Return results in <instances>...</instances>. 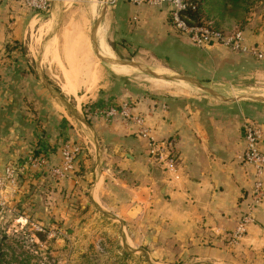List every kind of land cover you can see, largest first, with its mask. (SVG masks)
<instances>
[{
    "label": "crops",
    "instance_id": "0c3cea01",
    "mask_svg": "<svg viewBox=\"0 0 264 264\" xmlns=\"http://www.w3.org/2000/svg\"><path fill=\"white\" fill-rule=\"evenodd\" d=\"M257 1L262 4L261 0ZM114 9L118 14L125 11L130 18L137 17L136 31L132 30L135 25L130 18L127 25L124 23L126 30L129 29L127 38L130 43L150 41L158 48L164 47L166 53L155 55L159 61L162 60L159 54L175 60L178 57L182 60L183 56L188 58L181 43L190 44L177 30H173L163 9L148 5L136 7L127 1H120ZM33 12L17 2L0 4V53L3 56L0 66V163L19 167L16 185L6 196L13 198L17 208L34 203L36 197L46 200L45 196H51V192L62 196L72 191L71 196H76V193H84L80 186L90 176L94 184L88 196L103 208L111 210L129 232L137 233L142 222L149 219L155 222L157 232L166 238L165 243L178 244L191 256L189 261L201 258L227 260V236L231 237L239 218L251 203L252 174L242 160V124L246 118L255 119L260 124L263 130L260 147L264 151V101L243 96L238 100L211 102L206 100V96L184 86L146 94V88H139L141 86L132 83L130 78L113 72L114 76L101 87V93L89 109L130 101L133 111L144 116L155 139L173 142L177 153L174 173L179 178L174 179L168 172L159 170L162 165L149 157L147 140L137 133L135 125L127 126L119 118L110 121L97 118L91 126L96 132L95 167L87 173L84 170L83 174L69 175L72 183L77 184L73 188V184L65 178L50 177L48 169L60 163L63 142L75 136L68 129L65 114L58 113L33 82L30 69L35 71V78L38 76L41 80L39 64L35 68L30 67V61L16 46V41L24 40L25 20ZM254 12L257 11L249 8L248 17L244 18L246 12L237 15L244 20L241 29L250 44L264 42V20L249 15H257ZM226 16L228 19L229 15ZM208 21L212 22L210 18ZM36 23L32 19L29 27L35 28ZM99 29L96 30L98 34ZM54 40L53 36L43 45L42 61L46 60V45L52 42L55 48ZM98 46L105 56L115 57L114 50L102 36ZM213 49L221 50V61L226 68L232 65L233 58L240 62L252 57L242 53L232 56L221 46L204 50ZM259 61L262 67H258L260 69H256L255 73L264 75V60ZM112 67L114 71H117L116 68L123 71L119 73H127L134 68ZM173 68L167 63L156 71H176ZM42 83L45 86V82ZM28 91L33 94H26ZM36 95L40 101L39 107H35L37 112L30 102ZM31 153L44 156L48 165L28 166L26 160ZM17 216L12 226L28 222L26 215L18 213ZM135 222L141 223L139 229ZM125 241L133 242L128 234ZM263 242L264 202L254 208L252 221L246 225L243 236L236 243L238 248L244 249L250 243L262 245Z\"/></svg>",
    "mask_w": 264,
    "mask_h": 264
},
{
    "label": "rangeland",
    "instance_id": "374dc122",
    "mask_svg": "<svg viewBox=\"0 0 264 264\" xmlns=\"http://www.w3.org/2000/svg\"><path fill=\"white\" fill-rule=\"evenodd\" d=\"M120 1L126 2V0H116L114 3H110L109 0H53L49 11L33 12L26 18L25 38L16 41V46L19 47L17 49L26 55L30 67L35 68V65L39 64L41 80L38 76L35 78V71L30 69L33 82L43 91L44 97L49 98L57 112L65 114V120L69 123L68 129L75 136L66 141L76 142L81 146L76 156L74 170L69 173L73 177L83 174L84 170L87 173L95 167L93 153L94 148H97L94 141L96 132L91 126L97 117L94 118L90 114L89 106L97 100L101 87L114 76L113 72L126 79L130 78L133 80L132 83L141 86L139 88H146V94L149 91L163 92L184 86L198 95L206 96V100L211 102L238 100L243 96L264 97V75L255 73L256 69H260L258 67H262L261 61L252 57L240 62L233 58L232 65L226 68L225 63L221 61V50H204L183 42L181 44L185 48V56L191 61L184 56L182 60L180 57L175 60L160 56L161 54L159 58L162 60L159 61L155 55L166 53L164 47L158 48L150 41L137 40L138 43L135 41L130 43L127 38L129 29L126 30L124 26L130 17L125 11L118 14L114 9ZM261 1L262 4L256 0H247L243 3L257 11L254 12L257 15H249L260 18V21L264 20V0ZM248 10L244 18L248 17ZM231 12L226 22L224 19L220 25L217 22L221 18L216 15L203 16L202 19L206 21L210 18L226 31L241 29L244 25L241 22L244 20L237 17L240 12L236 10L235 13ZM206 14L205 12L204 15ZM32 19L37 22L33 29L29 27ZM130 19L135 25L132 30L136 31L137 17L132 16ZM170 26L173 28L171 24ZM95 27H100L99 34L96 30L94 34ZM53 36L55 48L52 42L46 45L44 58L46 60L42 61V47ZM100 36L114 50L116 59L132 60L155 71L168 63L176 71H165L163 74L193 78L226 100H221L189 82L158 79L137 68H130L127 73L114 71L108 62L98 57L93 46L99 49ZM230 53L232 56L240 54L232 51ZM42 81L47 82L53 91L49 92ZM67 82L72 86L66 84ZM70 88L74 92H67ZM26 94L33 93L28 91ZM36 96L30 102L37 112L38 109L35 107H39L40 101L38 95ZM58 96L66 100L69 109L58 100ZM72 113L77 114L84 122H80ZM48 170V175L54 178L50 168ZM159 170L163 172L161 167ZM68 176L65 179L75 188L77 184L72 183V177ZM93 184V177L89 176L80 186V190H84L82 194L79 192L76 196H71L72 191H69L59 196L51 192V196H45L49 199L48 203L47 199L36 197L34 203L29 202L20 208H17L16 202H12L13 198L7 197L6 213L4 218L0 219V259L5 264H264V242L262 245L250 243L245 245L244 249H240L236 241L243 234L234 242L227 236L229 243L227 260L201 258L189 261L191 256H188L178 244L165 243L166 238L157 232L155 222H150L149 219L140 223V229L138 228L140 224L135 222L139 229L137 233L129 232L124 224L113 216L111 210L103 208L88 196ZM18 213L26 215L28 222L12 226V221L18 217ZM115 218L117 220H112ZM126 234L132 243L125 241Z\"/></svg>",
    "mask_w": 264,
    "mask_h": 264
},
{
    "label": "built area",
    "instance_id": "2783aa9c",
    "mask_svg": "<svg viewBox=\"0 0 264 264\" xmlns=\"http://www.w3.org/2000/svg\"><path fill=\"white\" fill-rule=\"evenodd\" d=\"M115 1L109 0L110 3ZM6 2H17L37 13L49 11L53 0H0V4ZM127 2L136 7L148 5L163 9L173 28L194 47L207 49L221 46L232 52L264 60V42L248 43L243 29L224 31L211 21L194 22L191 20L185 12L189 8H195V4L191 0H127ZM2 62L3 56L0 53V66ZM132 105L130 101H122L119 104L95 106L91 108L90 114L94 118H102L106 121L119 118L127 126L135 125L137 133L147 140L150 158L160 163L163 170L170 174V177L178 179L179 175L174 173L176 172L177 153L173 142L168 139H155L144 116L133 111ZM242 132L244 138L242 160L250 167L252 174L251 203L247 206V211L239 218L238 226L231 234V242L240 238L246 230V225L252 221V211L264 202V151L260 147L263 130L256 120L246 118L242 124ZM80 148L78 143L70 141L61 145L60 163L50 167L54 178L64 179L74 170L76 156ZM26 164L31 167L48 165L46 158L39 155L28 156ZM18 172L19 167L14 164L0 163V219H3L6 213V194L16 185Z\"/></svg>",
    "mask_w": 264,
    "mask_h": 264
},
{
    "label": "trees",
    "instance_id": "16d2710c",
    "mask_svg": "<svg viewBox=\"0 0 264 264\" xmlns=\"http://www.w3.org/2000/svg\"><path fill=\"white\" fill-rule=\"evenodd\" d=\"M191 1L195 4V8L193 9L189 8L185 12L194 22L203 21L202 19L203 16L207 17V15H216L221 18V20L217 22L218 24H220L222 20L224 19L226 20L227 18L226 15H228L229 12L232 11L231 13L233 12L235 13L236 10L237 12L245 13L249 8V6H245L243 4L247 0H191ZM205 12L207 13L206 15H204ZM213 23L215 26H217L215 22ZM91 108L93 107H90V109ZM228 237L230 238V235ZM0 264H5V262H3L0 259Z\"/></svg>",
    "mask_w": 264,
    "mask_h": 264
},
{
    "label": "water",
    "instance_id": "95a60500",
    "mask_svg": "<svg viewBox=\"0 0 264 264\" xmlns=\"http://www.w3.org/2000/svg\"><path fill=\"white\" fill-rule=\"evenodd\" d=\"M97 27H95L94 29V34H95V30H96ZM95 50H96V53L98 55V57L105 61V62H108L109 64L110 63H125V64H130V65H133L134 67H136L137 69L139 70H142L148 74H151L153 76H155L156 78H161V79H165V80H170V81H180V80H183V81H186V82H189L191 84H193L194 86H197L199 88H203L205 90H207L208 92L212 93L214 96H216L217 98L221 99V100H226L224 97H221V96H218L217 94H215L213 91H211L210 89H206L204 85H202L199 81L193 79V78H190L188 76H183V75H178V74H173V75H168V74H163V73H160V72H156L155 70H150L149 68H147L146 66H144L143 64H140L138 62H134V61H128V60H118L116 59L115 57L114 58H110L108 56H105L103 55L99 49H97V47L95 45H93ZM45 86L46 88L49 90V92H52L53 90L45 83ZM255 99L257 100H262L264 101V97L263 96H257L255 97ZM58 100L62 101L63 104L67 107V109H69V106L67 105V102L64 98H62L61 96H58ZM74 116H76V118L78 120H80V122H84V120L82 118H80L79 116H77V114L75 115L74 113H72Z\"/></svg>",
    "mask_w": 264,
    "mask_h": 264
},
{
    "label": "bare ground",
    "instance_id": "6f19581e",
    "mask_svg": "<svg viewBox=\"0 0 264 264\" xmlns=\"http://www.w3.org/2000/svg\"><path fill=\"white\" fill-rule=\"evenodd\" d=\"M96 30H97V28H96ZM99 47V46H98ZM107 48V47H106ZM100 49V48H99ZM102 50H100V52H101ZM103 55H105L104 53H103V51L101 52ZM109 57V56H108ZM110 58H112V57H110ZM110 65H112V66H123V67H119V68H129V67H125V66H131V67H134L133 65H130V64H125V63H120V64H118V63H110ZM134 68H136V67H134ZM116 72H120V71H122V70H120V71H118V69L116 68ZM123 72V71H122ZM157 72V71H156ZM125 73V72H124ZM158 79H161V78H158ZM162 80H165V79H162ZM180 81H183V80H180ZM66 84H68L69 85V83L67 82ZM69 86H72L71 84L69 85ZM67 88V87H66ZM72 89L70 88V91H67V92H71L72 93ZM74 92V91H73Z\"/></svg>",
    "mask_w": 264,
    "mask_h": 264
}]
</instances>
